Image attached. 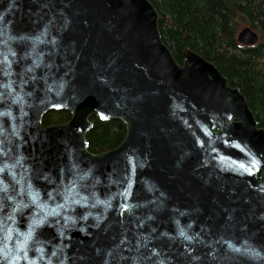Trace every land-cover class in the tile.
<instances>
[{
    "label": "water",
    "instance_id": "95a60500",
    "mask_svg": "<svg viewBox=\"0 0 264 264\" xmlns=\"http://www.w3.org/2000/svg\"><path fill=\"white\" fill-rule=\"evenodd\" d=\"M157 20L149 0H0V264H264V129ZM90 115L124 124L116 147L87 150Z\"/></svg>",
    "mask_w": 264,
    "mask_h": 264
},
{
    "label": "trees",
    "instance_id": "16d2710c",
    "mask_svg": "<svg viewBox=\"0 0 264 264\" xmlns=\"http://www.w3.org/2000/svg\"><path fill=\"white\" fill-rule=\"evenodd\" d=\"M158 14L157 28L164 45L181 63L186 47L213 63L245 97L257 126L264 129V0H149ZM247 26L257 34L254 44L236 41L237 31ZM67 111L51 110L43 126L63 123ZM85 133L87 150L99 153L116 147L125 127L117 119L101 121L89 116Z\"/></svg>",
    "mask_w": 264,
    "mask_h": 264
},
{
    "label": "flooded vegetation",
    "instance_id": "af4514ba",
    "mask_svg": "<svg viewBox=\"0 0 264 264\" xmlns=\"http://www.w3.org/2000/svg\"><path fill=\"white\" fill-rule=\"evenodd\" d=\"M171 221L175 224L176 228H180L183 226L190 227L192 225H195L196 223L195 216H192L190 212H185L183 214L177 213L171 218ZM174 243L178 246L176 248H169L170 252L179 250L181 255L191 256L196 250V248L194 247V243H196V241L191 238H187L185 239V241H174Z\"/></svg>",
    "mask_w": 264,
    "mask_h": 264
}]
</instances>
